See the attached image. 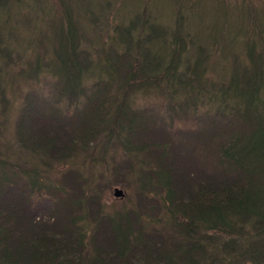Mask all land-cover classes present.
Wrapping results in <instances>:
<instances>
[{
  "label": "trees",
  "instance_id": "obj_1",
  "mask_svg": "<svg viewBox=\"0 0 264 264\" xmlns=\"http://www.w3.org/2000/svg\"><path fill=\"white\" fill-rule=\"evenodd\" d=\"M164 1L139 0L118 18L122 0L87 13L80 0H0L2 51L15 43L13 59L0 63V143L10 146L0 156V264H200L204 248L212 264H264V186L255 189L264 185V0ZM163 3L174 6L167 22L159 19ZM44 6L53 13L39 16L49 19L41 24L33 13ZM198 9L209 20L202 41L186 16ZM89 19L96 33L80 26ZM223 45H232L229 56ZM113 89L120 108L110 115L105 105L116 96L104 94ZM159 102L164 117L197 116L211 131L207 175L190 181L172 168L182 151L176 133L158 135L146 117V105ZM134 107L140 123L131 122ZM46 123L51 141L34 130ZM101 124L120 132H111L116 141L98 171L83 176L77 146ZM22 147L43 154L35 159L27 149L17 161ZM49 165L59 187L38 190L32 172ZM117 180L121 201L107 194Z\"/></svg>",
  "mask_w": 264,
  "mask_h": 264
},
{
  "label": "rangeland",
  "instance_id": "obj_2",
  "mask_svg": "<svg viewBox=\"0 0 264 264\" xmlns=\"http://www.w3.org/2000/svg\"><path fill=\"white\" fill-rule=\"evenodd\" d=\"M108 1L111 0H80V4H78V9L82 13H87V12H93L94 8L102 7L104 3H109ZM203 3H199L198 7L201 5H206L210 0H202ZM96 2V4H94ZM139 0H122L121 4L115 8V15L116 17H121L123 13H131L134 8L139 7L138 5ZM166 0L164 1V3ZM163 3V4H164ZM174 6L171 4H164L161 5V10L159 12H162L159 19L161 21L167 22L170 21V17L173 14ZM264 11V10H262ZM53 13V9L49 6H44L43 8L35 9L33 15L38 17V22L41 24H46L48 20H41L39 16L41 15H49ZM187 17L189 19L193 20L196 28H197V33H196V38L195 40L197 41H202L203 38H198L197 39V34L201 32L200 25L201 24H206L209 23V20L202 19L203 17L202 11L198 9L196 12H194L192 15L187 14ZM195 16V17H194ZM243 23V21H242ZM261 24H262V29H264V19H261ZM232 25V30L231 33L233 35H238L239 31L235 29L234 25H237V21L231 22ZM83 28L91 30V32L96 33V24L92 22L91 19H89L86 23L83 25H80ZM24 32L20 31L19 35L22 36ZM25 35H28V40L32 43H37L39 41L38 35H31L29 33H25ZM45 36L44 42L45 44L47 43L48 39H52L53 35L51 33L44 34ZM239 40V38H238ZM10 48H7L6 50L2 51L1 45H0V63H3L7 60H11L14 57V54L12 53V49H15V43H8ZM231 47L227 45L222 46V53L225 56H229L231 52ZM52 51V49H49ZM6 70V68L4 69ZM104 79H108L107 76H104ZM67 79H64V83L67 82ZM111 83L115 84L116 80H112ZM16 96V97H15ZM19 96V92L17 91L12 97L17 98ZM9 97V96H6ZM14 98V99H15ZM234 101L238 103V105L244 110V112L247 114V117L255 116L257 112V108L255 106H252L251 110H246L244 102L240 98H236ZM155 107H158L157 104L154 105ZM150 108L147 107V112H146V117L152 119V121L148 122V127L151 129H154L158 135L160 131L165 129L172 131L175 136L179 139L177 144L181 145V153L178 155V158H171L172 161V168L178 166L180 168L181 175H187L191 180H194L196 178H201L203 175H207L208 171L212 169V164H210L212 154L211 151L209 150L210 145H206L205 141L206 140H213L216 141V139H210V134L211 131H208V127L205 125V122L201 120L199 117L196 116L197 121H187L184 120L183 118H178V119H173L172 117L167 118L163 116V108ZM117 109L116 105L111 106L109 109V114L113 115L115 114ZM132 118L131 122H136V120H139V123L142 122V116L138 114L136 111L135 107L131 112ZM109 121V120H108ZM158 123H161L162 127L161 129L158 127ZM112 131H117L120 132L119 129L117 128H112L108 125L101 124L98 125L97 129L92 132V136L96 138L97 142H100L102 138L108 134H110ZM250 130L248 129V133ZM208 147H206V146ZM203 146V148L206 149V154L201 155L199 153V147ZM10 149V146L5 142L1 141L0 143V156L5 155L8 150ZM29 150V152L32 154V156L37 159L38 156L43 154V151L41 148H31V147H22L19 149V156L17 157V161L21 160V156L24 153L25 150ZM209 151V154H208ZM104 156V152L100 150H96L91 154V157L95 160H98L99 158ZM113 157V156H112ZM117 160H122L120 156L116 157ZM131 158H134L133 156ZM112 159V158H111ZM206 160V161H205ZM121 162V161H120ZM120 170L122 172L125 171L123 163L120 165ZM192 174V175H190ZM1 181V180H0ZM121 180L114 181V186L110 188L107 192L109 194V199L110 200H122V199H116L113 197V191L115 188L121 189L123 193L125 194V189L123 186L119 183ZM257 184V183H255ZM264 185H260L255 187V189L262 190V187ZM73 201V199H71ZM46 206V205H45ZM178 241V239L173 240L172 243H175ZM193 241H195L193 239ZM183 244H187V242H182ZM202 253L199 256L197 252V256L199 258L200 264H212L213 260L215 259L214 253L209 250V249H201L200 250Z\"/></svg>",
  "mask_w": 264,
  "mask_h": 264
},
{
  "label": "water",
  "instance_id": "obj_3",
  "mask_svg": "<svg viewBox=\"0 0 264 264\" xmlns=\"http://www.w3.org/2000/svg\"><path fill=\"white\" fill-rule=\"evenodd\" d=\"M120 194H121V192H118V193L115 194V196H120Z\"/></svg>",
  "mask_w": 264,
  "mask_h": 264
}]
</instances>
